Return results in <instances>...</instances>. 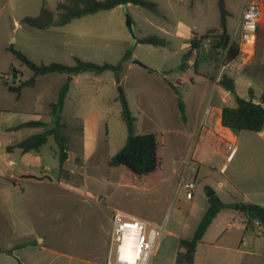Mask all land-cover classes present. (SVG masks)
<instances>
[{"label": "rangeland", "instance_id": "obj_1", "mask_svg": "<svg viewBox=\"0 0 264 264\" xmlns=\"http://www.w3.org/2000/svg\"><path fill=\"white\" fill-rule=\"evenodd\" d=\"M145 1L156 3L159 12L134 5L120 6L75 19L62 27L40 31L21 24V20L36 17L41 6L56 12L58 0H0V6H5L0 22V26L4 25L3 41L7 43L10 40V46L24 52L35 64L60 63L74 66L75 59L79 58L99 65H115L127 49H132V60L139 61L145 67L135 66L134 70L126 68L120 73L119 85L111 71L102 75L89 72L81 76L80 84L73 92L80 95L83 108L73 104L67 106L62 112L64 125L60 131L70 155L66 175L71 176L72 184L85 185L87 193L84 197L72 195V199L55 193L54 198L49 201L34 203L33 215H28L23 221L14 217V225L7 228L8 237L24 236L34 229V234H39L47 241H64L71 249L82 247L91 234H94L95 219L101 218L106 207H109L112 216L116 211H121L135 217L143 216L154 224L162 225L166 231L161 238V248L150 264H176L172 255L165 251V242L170 237L167 232H177L192 238L209 208L208 191H216L215 196H222L225 200L230 198L227 193L217 189V182L222 179L217 163V176L213 175L215 178L197 179L192 201L186 199L185 193L176 192L181 158L194 150L196 140L194 137H181L179 140L177 132L182 128L181 113L171 98L165 99L166 91L160 86L156 74L147 72L150 71L148 69L159 68L162 75L167 74L171 79L184 74L179 66L188 50L190 32L202 33L218 25L220 13L217 0ZM227 1L236 5L239 2ZM15 20H18L20 27H16ZM215 34L218 33L209 36L214 41ZM148 36L165 39L169 45H137V39ZM213 53L216 54L214 63L218 77L221 66L226 61L222 51ZM200 54L202 57L210 56V53L204 51ZM10 57L11 60L7 59V62L20 70L24 79L32 76V72L17 58ZM9 64L8 72L11 70ZM189 73L194 75L192 68ZM55 84V81L44 82L42 92L54 88ZM119 87L136 118V134L158 133L160 169L153 176L137 178L123 167L109 166L110 159L124 146L127 138L126 126L121 118ZM180 93L183 91L180 90ZM40 95L38 93L39 97ZM92 102L96 108L92 107ZM18 116L22 121L34 120L45 124L51 122V116L41 105H36L35 114L24 111ZM93 117L100 119L101 125L96 132H91L96 138L89 135V140L93 144L95 142V149L87 147L86 150L83 147L81 126L85 118ZM46 128L22 129L18 131L17 138L22 140L29 134H38ZM245 135L249 134L241 136V153H247L246 162H250L247 163L248 169L253 170L254 156L246 150L244 141L249 136ZM58 152L57 142L54 137H49V142L42 147L40 154L49 161L50 166L55 167L59 163ZM237 161L230 166L234 167ZM231 167L228 173L232 170ZM233 224L237 226L238 223ZM225 227L226 223L223 230ZM208 237L213 239V232ZM243 249L261 252L264 249V234L247 231ZM253 264L264 263L260 258H255Z\"/></svg>", "mask_w": 264, "mask_h": 264}, {"label": "crops", "instance_id": "obj_2", "mask_svg": "<svg viewBox=\"0 0 264 264\" xmlns=\"http://www.w3.org/2000/svg\"><path fill=\"white\" fill-rule=\"evenodd\" d=\"M244 2L245 0H239L236 5L224 0L226 10L230 14L227 26L230 40L239 44L245 52L229 64L226 69L227 75H225L233 79L236 94L240 98L260 103L264 108V0H258L262 8V20L258 26L255 45L245 44L241 41L239 18ZM32 7L34 9V3ZM43 7L41 6L40 11ZM4 9L5 6H0V22ZM15 25L16 27L21 26L18 20H15ZM218 29L219 23L216 27L209 28L202 33L191 31L190 41L193 34L201 36L211 30ZM3 33L4 25L0 26V264H107V252L112 233V214L109 207H106L101 218L95 219L94 234H91L86 245H82V247L71 249L69 244H65L64 241H47L39 234H34V229L30 234L24 236H7V228L14 225L15 221L12 222L14 217L23 221L28 215L34 214V203L39 204L41 200L49 201L54 198L55 193L61 197L72 199V195L84 197L87 192L85 185L72 184L71 176H62L60 163L55 167L50 166L49 161L40 154L42 148L39 153L34 151L24 153L18 148L8 150V147L34 135L29 134L22 140L17 138L18 131L25 129H18V126L29 122L22 121L18 116L20 113L32 111L35 114L36 105H41L51 116V122L47 123V128L54 126V118L50 114V104L57 100L63 86L68 85L69 90L62 112L72 104L83 108L84 103L79 99L80 95L73 92V89L80 84L83 74L72 77L57 73L39 76L33 87L23 88L20 96L16 98L11 89L16 88L21 81L30 77L24 79L20 70H17L12 63L7 62V59L11 58L10 56L16 57L8 50L10 40L7 43L3 41ZM165 41L169 45V42ZM137 45L139 44L137 43ZM189 48L190 42L188 50ZM196 55L195 52L192 54L184 69L179 68L184 74L176 76L174 79H171L167 74L162 75L159 68H151L148 69L150 71H147L156 74L160 86L166 91L165 99L171 98L177 110H179V101L184 104L185 120L181 116L182 128L177 132V135L179 140L181 137L185 139L194 137L196 144L194 150H190L185 156H182L181 162L188 156L192 157L197 168L194 177L196 182L199 177L215 178L213 175L217 176L215 164L217 163L219 165L218 173L222 176V179L217 182V189L230 196L227 200L222 196H216L227 207L217 214L198 244L194 264H253L255 258H260L264 263V249L261 252L243 249L246 244V232L257 231V229L254 226L248 228L246 216L237 208V205L240 207L241 203L264 207V129L258 133H233L230 129L222 126L223 108L237 106L234 95L217 82L215 56L207 59L199 56L197 59ZM133 58L134 54L124 62L122 71L126 68L134 70L135 66L141 68L132 60ZM8 64L11 65L9 72L7 71ZM191 68L194 75L189 73ZM13 71L15 74L12 73ZM49 81L56 82L54 88L45 89L42 92V84ZM180 90L183 91L182 94ZM38 93H41L40 97ZM208 106L210 113L205 119L204 126H200ZM92 107L96 108L94 102H92ZM79 119L77 118V120ZM73 120L76 119L73 118ZM100 125L101 120L97 117L83 120L81 131L83 147L86 150L87 147L95 149V142L93 144V141L89 140V135L93 139L96 138L91 132H96ZM243 134H249L245 135L249 138L244 141V145L247 146L246 150L254 156L253 170L248 169L247 163L250 162H246L247 153H241L240 140ZM229 147H236L233 154ZM68 157L70 158V155ZM236 160L238 161L235 166L231 167L230 165ZM68 162L69 160L64 164L65 171L69 170ZM230 167L232 170L228 173ZM11 175H14L17 180H12ZM214 195H217L216 191ZM136 217L150 222L143 216ZM233 222L238 223L237 226H234ZM225 223L226 227L223 230ZM211 232H213L214 238L210 240L208 236ZM167 233L170 237L165 242V251L172 255L175 261L180 239L190 237L177 232L169 231ZM161 244L160 241L155 256L159 253Z\"/></svg>", "mask_w": 264, "mask_h": 264}, {"label": "trees", "instance_id": "obj_3", "mask_svg": "<svg viewBox=\"0 0 264 264\" xmlns=\"http://www.w3.org/2000/svg\"><path fill=\"white\" fill-rule=\"evenodd\" d=\"M127 5L143 7L155 13L159 12L155 3L145 0H58L56 12H52L43 7L36 17H25L22 19L21 24L33 29L46 30L52 27L65 26L75 19ZM218 9L220 13L219 29L211 30L204 35L195 36L191 39L190 48L185 53L183 62L180 65L181 70L185 68L186 62L194 52L197 54V59L201 55L200 53L203 54V41L214 33L218 34H215V41L209 57L216 56L213 52L222 51L226 63H231L238 58L240 46L230 40L227 27L230 14L226 10L224 0H218ZM136 42L138 44H147L155 47H164L167 45L164 39L156 36L137 39ZM8 50L32 72V76L29 79L21 81L16 88L11 89L12 92L15 93L16 98L20 96L23 88L33 87L37 77L54 73L65 74L72 77L89 72L100 75L106 71H111L115 75L117 85H119L123 64L128 61L133 54L132 49L126 50L122 59L115 65L108 63L99 65L76 58V64L74 66H67L60 63L38 65L30 61L22 52L16 50L13 46H10ZM202 58L207 59L208 56L203 55ZM219 84L234 95L237 104L236 107L226 106L223 108L221 116L222 126L230 129L233 133H258L262 131L264 129V108L262 104L240 98L236 94L233 79L226 75L222 77ZM119 89L121 91L119 96L121 118L126 126L127 138L124 146L110 159L109 166L112 168L123 167L137 178L153 176L160 168L158 133L136 134V118L130 110L128 101L122 92V88L119 87ZM68 90V85L63 86L57 100L50 104V114L54 118L53 127L46 128L44 131L30 136L14 146L8 147V150L18 148L24 153L31 151L39 153L41 148L47 144L49 137H54L59 146L58 157L60 171L62 176L65 177H68L64 169V164L68 159V153L65 145L66 140L62 136L60 129L63 128L64 125L62 123V110ZM178 105L182 119L185 120L184 104L179 101ZM38 127H47V124L29 121L18 126V129ZM226 207L227 205L222 203L215 195L209 198V208L193 237L180 239L179 251L175 259L176 264H194L198 244L201 242L204 234L217 214ZM239 210L246 216L248 228H252L255 221H259L264 227V207L251 203H241Z\"/></svg>", "mask_w": 264, "mask_h": 264}, {"label": "built area", "instance_id": "obj_4", "mask_svg": "<svg viewBox=\"0 0 264 264\" xmlns=\"http://www.w3.org/2000/svg\"><path fill=\"white\" fill-rule=\"evenodd\" d=\"M239 20L241 24V41L245 44L255 45L258 26L262 20V8L258 0H245ZM195 36L193 34L192 38ZM213 41L212 37H208L203 41L205 53L209 54L211 52ZM242 53L245 54L240 47L239 56ZM229 64L224 62L221 66L217 82L226 74L225 71ZM234 71L236 72L237 70ZM209 113L210 108L208 106L200 126H204L205 119ZM229 148L232 150L231 154L236 150V147ZM196 172L197 168L191 156H188L181 162L176 192L185 193V197L189 201L194 199L197 184L194 178ZM10 178L17 180L14 175H11ZM253 226L257 229V234H264V227L259 221H255ZM165 231L162 225L116 211L112 216V233L107 252V264H150Z\"/></svg>", "mask_w": 264, "mask_h": 264}, {"label": "water", "instance_id": "obj_5", "mask_svg": "<svg viewBox=\"0 0 264 264\" xmlns=\"http://www.w3.org/2000/svg\"><path fill=\"white\" fill-rule=\"evenodd\" d=\"M134 62L136 63V64H138V65H140V66H142V67H144V65H142L139 61H135L134 60ZM214 191H208V197L210 198L211 196H213L214 195ZM237 208H239V205H237Z\"/></svg>", "mask_w": 264, "mask_h": 264}]
</instances>
